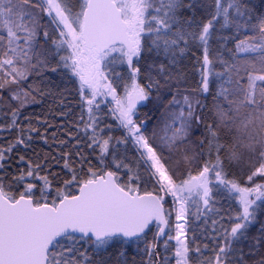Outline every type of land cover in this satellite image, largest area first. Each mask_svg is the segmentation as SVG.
Listing matches in <instances>:
<instances>
[{
    "label": "snow or ice",
    "instance_id": "6c2138e0",
    "mask_svg": "<svg viewBox=\"0 0 264 264\" xmlns=\"http://www.w3.org/2000/svg\"><path fill=\"white\" fill-rule=\"evenodd\" d=\"M0 264H264V0H0Z\"/></svg>",
    "mask_w": 264,
    "mask_h": 264
}]
</instances>
